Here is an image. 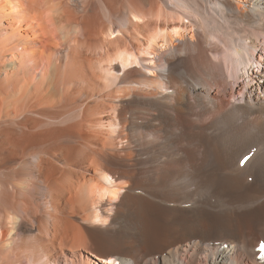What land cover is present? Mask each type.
<instances>
[{
  "label": "bare ground",
  "instance_id": "1",
  "mask_svg": "<svg viewBox=\"0 0 264 264\" xmlns=\"http://www.w3.org/2000/svg\"><path fill=\"white\" fill-rule=\"evenodd\" d=\"M260 242L264 0H0L2 264H264Z\"/></svg>",
  "mask_w": 264,
  "mask_h": 264
},
{
  "label": "clouds",
  "instance_id": "2",
  "mask_svg": "<svg viewBox=\"0 0 264 264\" xmlns=\"http://www.w3.org/2000/svg\"><path fill=\"white\" fill-rule=\"evenodd\" d=\"M119 203V200H116L115 202H113L112 205V212H111V216L113 217L116 213V205ZM108 207L107 202H105L104 204L101 205V211H103L104 209H106ZM0 264H2V262H0Z\"/></svg>",
  "mask_w": 264,
  "mask_h": 264
}]
</instances>
